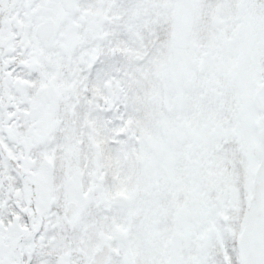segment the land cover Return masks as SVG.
Returning a JSON list of instances; mask_svg holds the SVG:
<instances>
[{
  "label": "snow or ice",
  "instance_id": "obj_1",
  "mask_svg": "<svg viewBox=\"0 0 264 264\" xmlns=\"http://www.w3.org/2000/svg\"><path fill=\"white\" fill-rule=\"evenodd\" d=\"M0 264H264V0H0Z\"/></svg>",
  "mask_w": 264,
  "mask_h": 264
}]
</instances>
